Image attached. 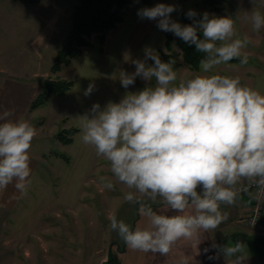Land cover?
<instances>
[{
	"label": "clouds",
	"instance_id": "clouds-1",
	"mask_svg": "<svg viewBox=\"0 0 264 264\" xmlns=\"http://www.w3.org/2000/svg\"><path fill=\"white\" fill-rule=\"evenodd\" d=\"M174 11V5L158 3L139 9L137 15L157 20L161 31L206 54L199 62L203 73L234 58L247 63L244 50L251 40L237 37L233 17L204 12L195 19L196 11L189 10L186 15L193 23L182 25L171 18ZM245 19L254 32L264 28V13L259 10L247 12ZM144 51V59L132 61L135 71L121 70L119 81L125 89L137 77L148 85L103 108L94 103L77 118L82 142L109 162L115 180L133 190L124 199L138 205L141 219L134 228L109 214L111 230L132 251L167 256L181 240L198 250L202 233L214 231L228 219L221 205L236 202V186L242 181L257 187L255 199L264 198V94L243 84L239 76L212 73L178 80L173 62L162 61L154 49ZM93 90L89 84L84 95ZM12 116V110L0 111V191L15 182L24 195L37 129L27 119ZM100 181L106 189L114 186L106 177ZM158 198L166 212L153 209ZM212 248L217 255L209 259L222 254L234 257L231 264H242L241 242ZM177 264H188L187 257Z\"/></svg>",
	"mask_w": 264,
	"mask_h": 264
},
{
	"label": "rangeland",
	"instance_id": "rangeland-1",
	"mask_svg": "<svg viewBox=\"0 0 264 264\" xmlns=\"http://www.w3.org/2000/svg\"><path fill=\"white\" fill-rule=\"evenodd\" d=\"M158 3L174 5L171 18L181 24L182 13L189 9L229 15L235 20L237 37L247 36V31L253 45L259 47L253 49L256 46L250 44V49L244 50L247 63L229 61L211 73H203L200 67L192 70L184 64L174 42L169 50L165 48L166 32L157 27L158 21L137 15L139 9ZM76 4L77 0H0V111L12 110V119H27L37 129L30 149L26 194L21 195L15 182L0 191V264H97L99 250L104 253L108 246L122 241L110 228L109 214L133 227L137 207L124 199L125 193L133 190L117 182L109 162L82 142L77 117L89 112L94 103L103 108L109 101L119 102L126 92L148 85L137 77L125 89L119 81L121 70L135 71L132 61L144 59L145 48L169 53L178 80L212 73L239 76L243 84L264 94V28L254 32L245 19L252 9L264 13V0H225L218 11L203 0H130L123 20L105 33L102 43L98 34H92L90 46L82 48L80 57L52 72ZM48 78L73 80L74 85L64 95H53L45 105L30 111L31 101ZM89 84L94 90L85 96ZM70 127L78 131L72 143L63 144L56 136ZM101 177L111 180L113 188H104ZM118 246L109 252L119 254L123 246ZM256 251L254 242H248L238 255Z\"/></svg>",
	"mask_w": 264,
	"mask_h": 264
},
{
	"label": "trees",
	"instance_id": "trees-1",
	"mask_svg": "<svg viewBox=\"0 0 264 264\" xmlns=\"http://www.w3.org/2000/svg\"><path fill=\"white\" fill-rule=\"evenodd\" d=\"M130 0H77L72 13L71 27L66 37L64 45L57 51L53 64L52 72H57L62 66L69 65L75 58L80 57L82 48L90 46L88 38L92 34H98L99 40L104 41V35L107 31L113 29L123 20V14ZM203 3L213 10H220L225 0H203ZM195 10V9H189ZM186 10L182 13V25L193 23V19L187 17ZM197 17L200 19L203 11L195 10ZM202 38V33H198ZM165 48L169 50L171 43L174 42L179 49L181 58L190 69L198 70L200 60L206 54L197 52L194 45L186 44L181 38L173 37L170 32L165 33ZM160 59L165 62L171 61V55L162 50L158 52ZM231 63H242L241 58H234ZM74 85L73 80L65 79H45L41 86V91L35 96L29 105V110H35L45 105L48 99L56 95L58 97L64 95ZM78 131L74 127L63 129L57 134L56 138L63 144L72 143V136ZM243 197V196H242ZM243 235L234 236L235 243L237 241L244 243ZM253 242L257 247L260 256H264V237H256ZM100 264H121L116 254L108 253L107 259Z\"/></svg>",
	"mask_w": 264,
	"mask_h": 264
},
{
	"label": "crops",
	"instance_id": "crops-1",
	"mask_svg": "<svg viewBox=\"0 0 264 264\" xmlns=\"http://www.w3.org/2000/svg\"><path fill=\"white\" fill-rule=\"evenodd\" d=\"M237 32L238 31L236 30V33ZM243 33L244 32L241 30L240 35H242ZM245 34L249 36V32L247 33L246 31ZM250 44L252 47L256 46L253 45L254 41H251ZM250 44L247 46L246 49H250ZM257 47L259 46L253 47V49H257ZM243 182L246 183L248 181L244 180L241 183ZM143 199L147 200V198ZM147 202L152 203L151 201ZM251 203V200L247 197H237L236 202L233 205L222 204L221 211L228 213V219L221 223V225L214 231L202 233V242L198 245V250L193 246L191 242L181 240L177 242L171 253H169L167 256H162L159 253H143L138 251H132L126 246V244L122 240L120 242H114L113 245L108 246L104 253L102 252V250H99L101 256H98L97 254V264H100L107 259L109 250L112 251L114 248L119 247L118 245L121 244L123 247L121 248L120 253L116 254L121 264H177V262L182 257H187L188 264H231V261L234 258H225L222 254L219 255L218 259H209L208 257H215L217 255V250L215 248H212L213 244H228L231 246L232 242H235L234 236L236 235H243L245 237L243 245L248 242L253 243V240L256 237H264V214H262L259 225L257 227H250L246 223V217L250 210ZM132 204L134 207H137L138 212V205L134 203ZM152 206L155 211L166 212L162 203L160 202V198H158L157 202L152 204ZM167 214L175 213L169 212ZM140 219L141 217L138 213L136 221L133 224V228ZM206 248L209 249L207 253H205L204 251V249ZM240 256L243 257L242 264H264V256H260L258 250L252 255L249 254L248 256Z\"/></svg>",
	"mask_w": 264,
	"mask_h": 264
},
{
	"label": "built area",
	"instance_id": "built-area-1",
	"mask_svg": "<svg viewBox=\"0 0 264 264\" xmlns=\"http://www.w3.org/2000/svg\"><path fill=\"white\" fill-rule=\"evenodd\" d=\"M236 187L239 190L237 197H247L252 202L250 210L246 217V223L250 227L255 228L258 226L262 214H264V198H261L259 200L254 198L257 194L258 189L254 184H250L249 182L239 183Z\"/></svg>",
	"mask_w": 264,
	"mask_h": 264
}]
</instances>
